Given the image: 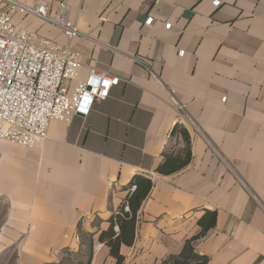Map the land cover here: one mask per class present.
Here are the masks:
<instances>
[{"label": "crops", "instance_id": "0c3cea01", "mask_svg": "<svg viewBox=\"0 0 264 264\" xmlns=\"http://www.w3.org/2000/svg\"><path fill=\"white\" fill-rule=\"evenodd\" d=\"M45 1L66 2L84 36L13 20L81 52L71 90L92 68L120 81L35 147L0 140V264H118L99 237L137 176L153 185L121 264H163L194 237L207 264H264V0ZM183 129L189 163L160 173Z\"/></svg>", "mask_w": 264, "mask_h": 264}, {"label": "built area", "instance_id": "2783aa9c", "mask_svg": "<svg viewBox=\"0 0 264 264\" xmlns=\"http://www.w3.org/2000/svg\"><path fill=\"white\" fill-rule=\"evenodd\" d=\"M213 3L219 6L221 1ZM14 13L61 27L71 42L84 34L70 19L64 1L27 5L0 0V140L32 148L47 138L51 120L69 123L75 115L88 116L97 101L109 97L120 78L92 68L71 90L70 83L77 80L83 65L81 52L22 29L14 22ZM152 22V17L146 20ZM129 210L126 204L124 211ZM114 228L119 230L117 225Z\"/></svg>", "mask_w": 264, "mask_h": 264}, {"label": "trees", "instance_id": "16d2710c", "mask_svg": "<svg viewBox=\"0 0 264 264\" xmlns=\"http://www.w3.org/2000/svg\"><path fill=\"white\" fill-rule=\"evenodd\" d=\"M182 135L186 142V146L182 150V159L174 156L172 153H166L165 160L159 167L160 173H172L173 171H176L189 163L191 159L190 136L185 129L182 130ZM133 184L136 186V188L127 199V204L129 205L130 210L126 212L124 211L125 205L122 206L117 213L112 215L111 219L109 220V229L102 232L101 236L99 237L101 241L103 240L107 242L111 249V254L117 258L118 264H121L123 261V257L120 255L121 245H129L134 240L137 211L148 196L153 182L149 178L137 176L133 180ZM210 216L213 218V221L207 226H204L203 232L207 231L214 225V220L216 218L215 213H210ZM201 224L204 225V222L201 221ZM116 225L119 227L118 232H115L114 230ZM83 236L89 237V249L93 251V237L85 233H83ZM196 239L197 237L187 240L181 253L168 257L163 262V264H207L209 262V257L200 255L195 250Z\"/></svg>", "mask_w": 264, "mask_h": 264}, {"label": "rangeland", "instance_id": "374dc122", "mask_svg": "<svg viewBox=\"0 0 264 264\" xmlns=\"http://www.w3.org/2000/svg\"><path fill=\"white\" fill-rule=\"evenodd\" d=\"M2 214H3V205L0 204V219H1V217H2ZM0 221H1V220H0Z\"/></svg>", "mask_w": 264, "mask_h": 264}]
</instances>
